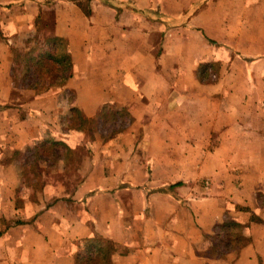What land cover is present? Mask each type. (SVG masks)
<instances>
[{
    "label": "crops",
    "instance_id": "crops-1",
    "mask_svg": "<svg viewBox=\"0 0 264 264\" xmlns=\"http://www.w3.org/2000/svg\"><path fill=\"white\" fill-rule=\"evenodd\" d=\"M0 264H264V0H0Z\"/></svg>",
    "mask_w": 264,
    "mask_h": 264
},
{
    "label": "trees",
    "instance_id": "trees-1",
    "mask_svg": "<svg viewBox=\"0 0 264 264\" xmlns=\"http://www.w3.org/2000/svg\"><path fill=\"white\" fill-rule=\"evenodd\" d=\"M14 58L16 64L24 66V71L21 72L20 77L15 76L14 81L16 85L25 88L38 90L44 87L64 85L73 70L72 56L66 40L54 33L46 35L44 43L40 46L36 45L26 52L17 50ZM71 110L74 122L71 129H81L87 122H90L77 107ZM95 120L98 121L97 127H100L101 131H106L107 134L103 135L106 139L116 134L117 129L114 126H108L106 118L104 120L102 116H99ZM90 130V135L94 138L93 128L91 127Z\"/></svg>",
    "mask_w": 264,
    "mask_h": 264
},
{
    "label": "rangeland",
    "instance_id": "rangeland-1",
    "mask_svg": "<svg viewBox=\"0 0 264 264\" xmlns=\"http://www.w3.org/2000/svg\"><path fill=\"white\" fill-rule=\"evenodd\" d=\"M41 26H42V24H41ZM43 29H46L45 31H46V33H47V35H49L50 34V32H51V27H48V28H43ZM23 48V46L21 47V49ZM20 49V48H19ZM18 49V50H19ZM23 50V49H22ZM20 71H24V66L22 65L20 68ZM18 74L20 73L19 71L17 72ZM47 87H44V89H46ZM115 115H116V113H114V112H109V114H107V115H103L102 116V118L105 120V118L108 120L107 122H109V123H111V122H113V120H114V118H115ZM101 121H103L102 119H101ZM100 121V122H101ZM99 122V123H100ZM97 123H98V121H96V120H94V121H90V122H87L85 125H84V127H82L81 129H76V130H80L81 131V133L83 134V133H85V136L84 137H88L89 138V135H90V129H91V127L93 128V131H94V135L96 136V135H101L102 136V134L104 133V134H107L106 133V131L104 132V131H101L99 128L100 127H97ZM101 125H102V122H101ZM108 125V124H107ZM109 129H111V128H109ZM84 131V132H83ZM103 134V135H104ZM81 138H83V136L81 137ZM81 138H80V142L81 141H83V139L81 140ZM84 142V141H83ZM88 143L85 141V144L84 145H81V143L79 144V145H81V146H79L76 150H75V153H77L78 155H80V156H82L84 153H88V151H89V148H88V145H87ZM44 150H46V151H51V148H49V147H47V148H44ZM55 150V149H54ZM56 151V150H55ZM237 230V229H236Z\"/></svg>",
    "mask_w": 264,
    "mask_h": 264
}]
</instances>
